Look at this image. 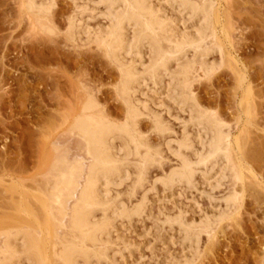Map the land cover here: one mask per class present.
I'll return each mask as SVG.
<instances>
[{
  "label": "rangeland",
  "instance_id": "1",
  "mask_svg": "<svg viewBox=\"0 0 264 264\" xmlns=\"http://www.w3.org/2000/svg\"><path fill=\"white\" fill-rule=\"evenodd\" d=\"M40 1L43 0H36L37 4L41 5ZM98 1L48 0L46 4L52 6L49 19L45 17L46 20L41 23L50 25L49 28L54 31L46 33L42 25H39L40 28L34 26L37 24L34 22L42 16L36 14L37 19H33L36 18L35 13L28 11L26 0H0V215L11 218L14 215L11 202L20 196H17L18 192H6L4 185L11 188L16 184L22 192L24 190L20 185L24 187V192L39 189V185L47 181V168L54 155H59L60 148V152L68 153L69 158L76 159L78 156L79 159L81 154L86 157L82 151L84 142L78 135L72 134L68 126L80 112L82 105L79 103H84L87 97L88 100L90 94L99 102V110L102 108L107 117L117 122L125 119L126 107L117 96L120 82L117 67L94 44L86 42L87 36L82 34V30L88 28L93 34L108 23L104 17L105 4ZM177 2L154 0L153 3L177 34L198 30V18ZM216 7L230 33V38L221 37L226 52L223 55L225 66L220 68L218 62L222 56L219 58L217 52L201 56L202 53H193V48L184 52V62L187 59L190 61L193 55L194 59L206 58L212 65L218 61L219 70L212 77L194 81L192 90L200 106L215 112L228 125L233 141L234 138H238V142L241 140L239 147L242 150L238 151L234 146L233 156L244 170V179L241 183L231 179V165L227 167L225 162H219L214 164L213 169L208 166L205 170L200 166L195 173V183L189 186L180 183L182 185L176 184L169 189L162 182L152 186V181L163 179L164 173L177 164L164 144L167 139L179 140L184 131L188 132L194 147L188 148L192 153L188 149L185 153L193 159L202 151L199 137L204 138L207 132L202 130L204 126L196 123L193 109L190 110L191 107L179 98L182 96L178 89L180 85L178 77H174L177 64L171 63L175 72L164 73L158 83L152 84V80L145 78L142 90L140 86L145 94L138 90L135 97L150 110L141 116L139 129L154 147L162 150L163 164L161 168H148L147 183L145 180L142 187L136 188L130 200L128 197L134 192L136 182L133 167L128 168L127 176L121 177L120 181L109 184L110 198L126 208L138 205L146 195L145 210L141 216L114 220L115 226L109 232L112 248L109 246L108 250V257L112 258L109 260L116 262L112 261V264H264V0H216ZM74 17L81 19L82 28L86 27L80 30V37L77 35L80 38H76L78 42L67 39L69 36L65 31ZM147 54L145 49L143 56L134 57L137 68L141 63L149 62ZM130 57L127 60H132ZM226 60H230L232 65L230 61L229 65L225 64ZM230 65L235 68L231 69ZM244 94L248 96L246 99ZM242 98V105L247 102L244 107L241 105ZM248 105L252 108L247 116L245 108ZM151 110L169 124L170 133L174 134L167 133V137H161L153 133L152 122L147 117L152 114ZM117 144L120 145V142ZM131 160L136 162L133 158ZM233 189L239 194L243 192L241 205L236 204L237 208H232L228 201V194L230 196ZM100 214L97 213L103 217ZM175 219L183 222L184 227L211 225L210 234L202 232L190 239L191 236L187 237L184 227H179ZM96 262L92 261L93 264Z\"/></svg>",
  "mask_w": 264,
  "mask_h": 264
},
{
  "label": "bare ground",
  "instance_id": "2",
  "mask_svg": "<svg viewBox=\"0 0 264 264\" xmlns=\"http://www.w3.org/2000/svg\"><path fill=\"white\" fill-rule=\"evenodd\" d=\"M47 1L46 3H48ZM175 1H178L179 6L185 7L186 10L190 11V14H194L198 18V30L195 29L196 31L193 33H182L180 30L181 33L177 34L175 29L170 26V22L166 21L161 13H159L160 10L154 7V0L98 1L101 4H105H103L106 10H104L106 12L104 13V17L107 18L108 23L105 27L102 25L101 29L99 27V30L95 31V33L93 32V34H91L92 32H90L89 28L88 30H82L84 32L82 34L87 36L85 37L87 38L86 42L94 44V47L103 52L104 56L117 67L120 74L117 96L126 107L125 119L123 122H117L108 116L109 119L102 108L99 110V107H101L99 106V102L95 98L94 100L90 94V98L87 100V97L83 101L84 103L79 101V104L82 105L81 108L79 107L80 112L78 115L75 113L77 116L72 121L71 126H68V130H71L72 134L78 135L84 142V146L82 147L84 149L82 151H84L83 153L86 156L84 157L87 160L83 158L82 154L79 155L82 156L79 159H77L78 156L76 159L75 157L74 159L69 158L68 153L60 152V148L58 150L59 153L57 151L59 155H54L55 152L52 153L54 155V157L52 156L53 161H51L50 166L49 164L46 166H49L45 174L47 175L48 173L47 181H45V184L42 183V186L38 184L39 189H33L34 191L36 190L35 192L32 190L29 192L28 189L26 190L27 192H24L25 189L22 185L20 186L21 189L23 188V192L16 184L13 186L9 184L10 187L12 186L11 188H6L4 185L6 192H11V194L18 192L16 194L20 196L17 197L19 200L16 199V202L12 201V205L10 204L14 211V215L10 214L12 215L11 218L9 215H0V264H93V260H96L97 264H102L103 262L112 264L113 260H109L108 250L112 242L110 241L109 232L115 226L114 220L117 218L119 220L121 218L127 220L128 218L129 220L132 219V216H141L140 214H143L145 210L146 195L144 194L141 203L135 204L136 206L132 205L134 206L133 208H129L128 206L126 208L120 202L123 206L122 208V206L118 205L119 203L110 198L108 186H110L109 184H113L112 181H120V178L126 175L128 168L133 167L136 171V182H134V192L130 196L128 195V199L130 200L135 195V189L142 187L145 180L147 183L148 168L151 169L152 166L160 167L163 164L162 160L164 158L161 153L162 150L154 147L155 145L151 144L148 136H144L140 131L141 129H139L141 116H145L150 109L148 110L147 105H143L144 103L135 97V93L140 90V86L142 90V84L147 80L145 78H149L152 80V84H154L161 81V76H164V73L175 72V70H172L171 63L172 65L177 64L175 68L178 67V70L176 69L177 71L175 72L176 76H173L178 77L177 81L179 83L175 82L180 85L179 88L177 87L181 90L179 92L182 95L179 98H182V102L191 107L190 110L193 109L196 114V123L202 127L204 126L202 130L205 129L207 133L204 138L199 137L202 151H199L200 153L196 155V159L193 158L195 161L187 156L188 153H185L188 148L194 147V144L192 145L190 141L191 138L187 135L188 132L186 133L183 130V137L181 136L179 140L167 139L164 144H166L168 152L175 157L177 164L166 174L164 173L163 179L160 178L159 180L152 181V186L154 187L157 184L156 182H162L163 186L169 189L176 184L182 185L180 183L189 186L195 183V173H197L196 170L200 166L205 170H207L208 166L213 169L214 164L219 162H225L228 165L227 167H229V164L231 165L230 175L231 177L233 175L231 179H234L238 183L243 181L244 173L242 171L244 170H242V166L237 164L238 162H235L236 159L233 156L235 152L234 146L238 151L242 150L241 146L239 147L241 140L238 142V138L235 139L233 137L235 142L233 141V134H231L228 125L220 117L218 118L215 112L200 106L192 90L194 81L200 78L212 77V74L219 70L217 66L218 61L216 60L215 65L211 63L210 65L206 58L202 57L204 60L197 57L194 59L193 55L192 59L189 58L191 59L190 61L186 58L188 61L184 62V52L188 48H193V53H202L201 56L211 51L217 52L219 54L218 57L222 56V59L218 58L220 60L218 64H220V68L224 67L223 61L225 60H223V55L226 52L223 50L224 43L222 42L224 40L222 41L221 37L228 38L230 34L228 32L229 29L226 25H223V21L219 16L220 14L216 11L217 7L214 8L216 0ZM46 3L43 0L41 5L38 3L39 6L36 0H26L25 5H27L28 11L35 13L36 18L32 17L33 19H37V16H42L37 21L35 20L36 22L34 23H37L36 25L34 23L31 24L35 27L38 25L37 28H40L42 25L43 32L53 33L52 31L54 30L50 29L52 27L49 28L50 25L48 26L44 22L41 23L47 19L52 7L50 6L51 4L47 5ZM50 3L54 4V2ZM36 14L38 15L36 16ZM75 17L72 20H70L71 18L69 19L68 28L66 27L67 29L65 30L67 31L66 35L69 36L67 39H71L72 41H76V38L80 37L79 33L81 29H86V27L82 28L83 23H80L81 19H75ZM78 39L80 40V38ZM145 49L149 54H147L149 62L147 64H143V62L140 64V68H137L138 65L136 66V58L134 59V57L138 55L143 56L142 52ZM227 55L229 56L228 53ZM128 56H131L132 60H127ZM229 57L228 59H231ZM141 58L140 60H142ZM181 58H183L182 61L184 63L179 61ZM228 61L230 60H226L225 64L232 65L231 61L235 62V60L231 59V63L229 62L228 64ZM177 62L182 64L179 65ZM231 65L230 67L233 69L234 66L232 67ZM237 82L241 86L240 80ZM250 91L249 87V93ZM246 97L248 96H244V99ZM244 99L241 100V105ZM245 104L247 102H243L242 107ZM142 107L145 113L142 111ZM247 108L245 110H247L248 114L246 111L244 113L248 116L252 107L248 105ZM193 111L191 112L193 113ZM151 112L152 114L149 112L150 114L147 117L149 116L148 118L152 122L153 133L155 132L156 135L159 134L161 137L167 133L172 134L173 132L170 133L169 124H166L162 117H159L160 115H156L158 113L155 114L152 110ZM117 142H120V145ZM131 158L135 159L136 162H131ZM231 192L230 196L228 194V201L232 204V208H237L236 204L240 201L242 202L243 192L239 194L236 189ZM229 203L227 204L228 207H230ZM239 205L241 204L239 203ZM97 213H101L100 215H103V217L98 216ZM175 221L177 220L175 219ZM177 223H179V225L177 224L179 227L183 225L181 221H177ZM210 228L211 225L201 228L185 226L183 229H185L187 237L191 236V239L198 237L202 232L210 234ZM114 229L116 228L114 227ZM122 250L124 251V249ZM122 250L119 251L122 252ZM184 264H190V262H184Z\"/></svg>",
  "mask_w": 264,
  "mask_h": 264
}]
</instances>
